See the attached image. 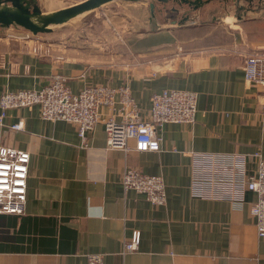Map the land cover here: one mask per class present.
Here are the masks:
<instances>
[{"label":"crops","instance_id":"obj_1","mask_svg":"<svg viewBox=\"0 0 264 264\" xmlns=\"http://www.w3.org/2000/svg\"><path fill=\"white\" fill-rule=\"evenodd\" d=\"M203 1L197 8L142 2L125 19L133 65L76 61L0 37V98L42 89L60 75L73 93L128 85L148 119L154 94H198L195 123L165 124L158 151H136L133 140L127 153L108 148L103 122L83 144L75 125L42 119L38 106L6 111L0 145L28 151L31 162L26 212L0 215V264H87L90 254H103L104 264H264L251 211L256 195L244 191L236 201L229 186L207 184L202 195L193 186L197 177L253 176L255 154L264 159V87L244 72L246 57L264 50V3L244 18L240 10L222 14L220 0ZM19 122L22 130L11 129ZM128 167L163 177V206L124 191ZM134 230L140 246L123 254Z\"/></svg>","mask_w":264,"mask_h":264},{"label":"built area","instance_id":"obj_2","mask_svg":"<svg viewBox=\"0 0 264 264\" xmlns=\"http://www.w3.org/2000/svg\"><path fill=\"white\" fill-rule=\"evenodd\" d=\"M245 79L248 83L264 87V50L254 52L246 57L244 65ZM38 106L40 116L49 121H65L77 128L83 144L89 134L101 122L105 127L107 147L127 153L129 142L135 141V150L158 151L160 138L157 131L165 124H193L198 112V94L189 90H164L151 98L149 118L144 119L141 110L131 95L128 85L111 87L99 84L84 87L73 93L63 76H55L42 89H25L4 92L0 98V124L8 110L32 108ZM108 110L104 116L102 109ZM13 130H22L19 122L11 126ZM257 171L253 176L245 177L233 171L230 178H195L193 186L197 195H202L207 184L231 188L234 197L241 201L244 191L253 192L256 201L252 204V214L256 218L259 238H264V159L260 153L255 154ZM244 160V159H243ZM240 160V161H243ZM31 156L28 151L0 145V215H23L26 212L28 177ZM244 163L236 164L237 168ZM125 192L135 191L154 206L166 203V185L160 175H148L138 168H125L121 176ZM142 239L139 230H134L124 243L123 254L138 250ZM87 264H104L103 254H90Z\"/></svg>","mask_w":264,"mask_h":264},{"label":"rangeland","instance_id":"obj_3","mask_svg":"<svg viewBox=\"0 0 264 264\" xmlns=\"http://www.w3.org/2000/svg\"><path fill=\"white\" fill-rule=\"evenodd\" d=\"M83 1L85 0H32L31 2L32 6L37 5L42 13H51ZM150 1L114 0L78 15L62 25L52 26L49 32L36 35L17 25L0 27V37L27 42L33 48L36 46L51 54H64L76 61L99 63L107 59L116 64L133 65L136 59L128 51L130 48L127 42L131 25L125 19L141 11L142 2L149 4ZM220 3L223 6L218 7V10L224 11L222 14L240 10L246 18L247 9L263 8L261 3L264 2L262 0H254L251 3L250 0H220Z\"/></svg>","mask_w":264,"mask_h":264},{"label":"water","instance_id":"obj_4","mask_svg":"<svg viewBox=\"0 0 264 264\" xmlns=\"http://www.w3.org/2000/svg\"><path fill=\"white\" fill-rule=\"evenodd\" d=\"M114 0H85L73 6L51 13H42L37 5L32 6L31 0H0V27L20 26L33 34L49 32L52 26L62 25L67 21ZM167 1V0H158ZM180 3L194 7L201 6L203 0H178ZM33 13L37 19L29 21L24 14Z\"/></svg>","mask_w":264,"mask_h":264},{"label":"bare ground","instance_id":"obj_5","mask_svg":"<svg viewBox=\"0 0 264 264\" xmlns=\"http://www.w3.org/2000/svg\"><path fill=\"white\" fill-rule=\"evenodd\" d=\"M26 20L34 21L37 19V15L33 13H27L23 15Z\"/></svg>","mask_w":264,"mask_h":264}]
</instances>
